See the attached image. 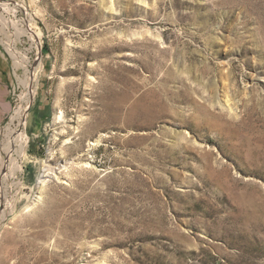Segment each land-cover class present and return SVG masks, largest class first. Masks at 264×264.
<instances>
[{
    "label": "rangeland",
    "instance_id": "rangeland-1",
    "mask_svg": "<svg viewBox=\"0 0 264 264\" xmlns=\"http://www.w3.org/2000/svg\"><path fill=\"white\" fill-rule=\"evenodd\" d=\"M0 31V264H264V0H0Z\"/></svg>",
    "mask_w": 264,
    "mask_h": 264
},
{
    "label": "crops",
    "instance_id": "crops-1",
    "mask_svg": "<svg viewBox=\"0 0 264 264\" xmlns=\"http://www.w3.org/2000/svg\"><path fill=\"white\" fill-rule=\"evenodd\" d=\"M1 37H4V38H6V35L4 34V32L3 31H0V38ZM0 62H2V64H4V62H5V59H4V57H3V54L0 52ZM4 66V65H3ZM3 66H1L0 67V93H1V91H2V87H4V77L6 76V73H5V70H4V68H3ZM5 88H7V86H5ZM6 90V89H5ZM4 90V91H5ZM1 96H2V94H0V119H1V116H2V114L4 115L5 114V112L3 113L2 112V107H1ZM4 108V107H3Z\"/></svg>",
    "mask_w": 264,
    "mask_h": 264
},
{
    "label": "bare ground",
    "instance_id": "bare-ground-1",
    "mask_svg": "<svg viewBox=\"0 0 264 264\" xmlns=\"http://www.w3.org/2000/svg\"><path fill=\"white\" fill-rule=\"evenodd\" d=\"M19 114H21V112L19 113ZM112 115V114H111ZM58 120H64V113L63 112H60V114H59V116H58V118H57ZM113 116L111 117H108L106 120H102L101 122H99L98 123V125H102V124H112L113 123ZM15 132V131H14ZM20 137H21V135H20ZM25 141V140H24ZM13 142L10 144L9 143V149L12 147L13 148ZM21 150L23 151L24 150V146L22 145V148H21ZM22 151H20V152H22ZM0 162H1V159H0ZM19 170V166L17 165V166H14L13 167V173H15V172H17ZM43 181V180H42Z\"/></svg>",
    "mask_w": 264,
    "mask_h": 264
}]
</instances>
